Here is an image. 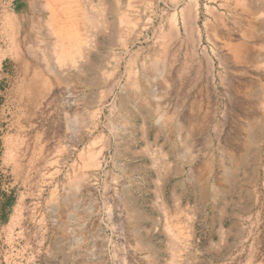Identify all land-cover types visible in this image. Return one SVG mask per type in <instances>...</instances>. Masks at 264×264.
I'll return each mask as SVG.
<instances>
[{
	"label": "rangeland",
	"instance_id": "374dc122",
	"mask_svg": "<svg viewBox=\"0 0 264 264\" xmlns=\"http://www.w3.org/2000/svg\"><path fill=\"white\" fill-rule=\"evenodd\" d=\"M252 1L257 15L241 11L235 0H156L146 6L138 0L133 8L149 23L130 54L142 50L149 72V62L166 56L170 88L161 111L189 122L193 154L186 156L177 130L159 123L152 96L138 111L111 112L112 101L123 96L120 87L94 125V99L108 87L74 77L70 88L83 123L69 124L61 97L65 82L36 80L42 74L50 79L42 59L56 41L48 32L51 13L41 10L46 0H5L7 8L0 0V264H151L155 256L169 264L160 184L166 200L175 192L182 203L176 218L180 264H264V0ZM24 9L30 19L37 17L35 25L22 20ZM13 14L14 31L8 27ZM110 21L124 39L137 34L133 25ZM13 32L26 35L25 45H13ZM112 38L117 45L103 36L91 43L98 48L94 60L106 69L125 49L119 34ZM239 43L246 53L242 62L235 55ZM150 84L162 87L158 78ZM147 141L171 151L175 174L154 166L142 150ZM89 149L97 152L98 170L80 168ZM74 169L81 180L71 176ZM127 198L143 219L128 214ZM79 247L87 250L85 257Z\"/></svg>",
	"mask_w": 264,
	"mask_h": 264
},
{
	"label": "bare ground",
	"instance_id": "6f19581e",
	"mask_svg": "<svg viewBox=\"0 0 264 264\" xmlns=\"http://www.w3.org/2000/svg\"><path fill=\"white\" fill-rule=\"evenodd\" d=\"M4 1L5 0H3L1 6L7 8L8 5H6ZM136 1L138 0H126V1L125 0H46V4H42L41 6L42 8L41 10H43L44 12L50 11L51 13L50 14L51 21L50 23H48L49 25L48 32L51 36H53L56 39V41L54 42L55 43L54 48H51V54L45 55L43 53V59H42V61H44L45 64L47 65L48 72L50 73L51 76L50 79L45 78V75L42 74V76L37 78L36 80L40 78H44L46 82H50V81H55L56 83L65 82V87L61 93V97L65 98L62 104L67 105L69 108V112H70L69 118L71 117V120L67 119L69 120L67 122L69 124L72 123V125H80L83 123L80 120L79 114L77 113V108H76L77 106L75 101L76 97H74V95L75 94L77 95V93L74 92V89L73 90L71 89L72 88L71 82L73 81L74 77L82 78L79 80L82 82V84L84 83L85 85L88 86L102 83L108 87V89L106 88L107 89L106 94L100 100L96 101V99H94V102L98 104V106H96L98 108V111L92 116L94 119V120L92 119V121H94L93 122L94 125H96L95 120H97V118L100 117L101 112L103 113L102 110L108 104V98H110L115 93L118 87L121 88L120 90L122 91L123 96H121V98L119 99H115L114 101H112L113 103H111V107L109 108L111 112H113L114 110L122 111L123 109H127V108H133V110L138 111L144 106L145 99H147V97L149 96H152L158 102V105L156 103L157 106L156 116L158 117V121L159 123H161L162 128L168 130V128L173 126V128L177 130L176 133H178L179 137L182 139L180 143L182 149L181 151L184 153V155L191 156L193 154L192 153L193 145L191 144V137L193 135L191 134V129H190L191 127L189 128L190 125L188 126L189 122L187 121L188 122L187 123L185 120L182 121V119H180L177 116L170 115L168 111H164L165 109L161 111V105L163 104V102H165L163 101V98L166 97L170 88L169 66L166 56L164 55V58H154L153 61L149 62L151 64V71L149 72L147 70V61H143L144 53L142 52V50L135 51L134 55L130 54L132 53L131 47L135 44L136 41L141 40V36H143V33L148 28L147 23H149V19L142 20L141 16H137L135 14L133 8L136 7ZM140 1L144 2V6H146V5H151L152 4L151 1L155 2L156 0H140ZM235 2L240 7L241 11L249 12L250 14L254 13V15L260 13L259 8L254 6V2L252 0H235ZM223 4L224 3H222L221 5ZM223 6L225 7V5ZM235 9L238 12V8L236 7ZM22 14H23L22 15L23 17L21 16L22 20L25 23H28V19H30V17L27 14L26 9L23 10ZM15 16L16 15L13 14L11 17H8L9 18L8 27L12 31L15 30V24H14L15 22L13 20L16 19L13 18ZM111 16L112 19L114 18V21L116 20L121 27L124 24L127 28L133 25L134 28H136L137 34L134 37H128L126 33L125 36L127 37H125V39L122 38L123 33L120 30L121 28L118 30L116 29V31L114 28H112L113 25L115 27L116 22L110 21ZM31 19L30 20L33 26L37 21V17L34 15L31 17ZM178 21L179 20L174 18L173 24L174 26H176V28H178L179 25ZM88 30L91 33V35H89L90 33L88 34L89 36H91V40L85 39ZM116 33L119 34V38L121 39V40L118 39L121 41V48H125V49H123L122 52H120V54L115 55L116 53H114V59L112 62H110V64H108V69H106L104 68L103 65L100 66V61L94 60V55H95L94 53H96V51L98 50L97 46L95 45L96 43H98V39L100 36H103L105 40L108 39L109 41H112V43L117 45L115 43L116 40L114 41L112 38V35L113 34L116 35ZM11 39L13 45L15 46L25 45L26 41H28L26 35L21 37L20 35H16L15 32H13V36ZM118 40L117 42L118 44H120V41ZM92 42H95V45L91 44ZM99 45L101 44H98V46ZM235 46H237L235 49V55L240 59V62H242V59L246 55V53L241 52V50L245 52L243 44L235 45ZM28 47H29L28 53L30 56H32V50L30 51L31 46ZM35 61H37V59H35ZM123 73H126V75L129 78L128 83L125 85H122V83H120L119 80V78H121L124 75ZM36 75L37 74H35L34 76L36 77ZM151 78L160 79V81L162 82V87L161 86L158 87V85L152 86L150 84ZM80 84L81 83H79V86H81ZM34 89L35 91H40V86L34 84ZM94 102L91 101V103ZM200 119L198 121H200ZM147 135H148V131H146L144 127L143 136L144 138H146L145 140H147L148 138ZM142 150L147 154L146 156H149L153 160V164L155 167L157 166L162 171L164 170L166 172L168 170H171L173 174H175V172L177 171L176 163L174 161H171L169 158L172 155L171 151L165 152L164 146L152 144L150 143V141L149 142L147 141L146 147H144ZM220 152L222 154V151ZM82 155L83 154H81V156ZM96 157H97V152L95 150L89 149L87 154L88 159L86 160V163L84 165L82 164L84 167H80V168L87 167L98 170L100 168V163L97 161ZM167 158L169 159L167 160ZM229 158L230 159L234 158V156L233 157L230 156ZM209 165H207V169H209ZM194 172L195 170L192 171V173ZM77 174L78 171L74 169V174H72L71 176L75 177L76 179L72 177L71 181L73 179L81 180V176H82L80 175L81 172H79L80 175V176L78 175L79 177L76 176ZM84 176L88 177L86 173L83 175V178ZM90 177H92V174H90ZM162 180L163 179L160 176V181L162 182ZM79 188L80 187H77L75 188V190ZM94 196L95 195L93 194L91 195V197H89L88 203H91L92 205L95 204ZM157 196L160 202L159 203L160 209L161 211H163V213H165V217L167 218V221H169L167 222L166 225V230H167L166 233L171 242L170 243L171 260L169 264H180L177 255L178 244L176 243V241L178 240V234H177L176 224L178 223V221L176 218H177V214L182 210V203L180 201V198L177 196L175 192L172 194L170 201L166 200L164 195V189H162V184H160L159 187L157 188ZM135 206L136 205L134 200L127 198L126 208L128 210V214L131 216L133 214L135 218H137V220L143 219L144 217L142 212H140L139 210H133ZM135 212H137V214ZM143 242H144V238L141 237V239H139V243H141L140 245H142ZM81 247H79L80 249L79 248L78 249L79 251L83 252V253L79 252V254H81L82 257L87 250L85 249L86 251L85 250L83 251ZM84 259L85 258H83V260ZM151 264H161L158 260V256L154 257Z\"/></svg>",
	"mask_w": 264,
	"mask_h": 264
}]
</instances>
